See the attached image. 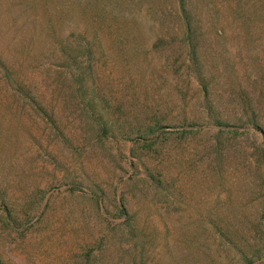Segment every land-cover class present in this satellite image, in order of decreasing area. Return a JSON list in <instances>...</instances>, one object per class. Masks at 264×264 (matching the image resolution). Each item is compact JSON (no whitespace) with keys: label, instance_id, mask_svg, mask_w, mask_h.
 <instances>
[{"label":"rangeland","instance_id":"obj_1","mask_svg":"<svg viewBox=\"0 0 264 264\" xmlns=\"http://www.w3.org/2000/svg\"><path fill=\"white\" fill-rule=\"evenodd\" d=\"M188 3L197 62L177 0H0L1 43L18 35L8 55L39 85L63 130L62 137L48 117L12 98L0 105V202L14 219L0 206V264H248L244 255L257 257L264 0ZM80 35L96 45L94 84L120 126H156L154 140L87 129L69 97L70 71L46 60L57 51L53 42L85 41ZM250 263L264 264V256Z\"/></svg>","mask_w":264,"mask_h":264},{"label":"trees","instance_id":"obj_2","mask_svg":"<svg viewBox=\"0 0 264 264\" xmlns=\"http://www.w3.org/2000/svg\"><path fill=\"white\" fill-rule=\"evenodd\" d=\"M177 7L179 17L183 19V27L185 28L188 47L190 49V60L191 62H197V46L192 38L194 32L198 30V27H195L193 24L194 16L189 7L188 0H177ZM9 34L10 33H8V35ZM13 36V41H6L5 45H3L0 40V105L12 98L24 109L29 106L30 109L35 111L37 114L43 117H48L53 122L54 129L63 137V130L61 126L57 124L56 120L57 110L54 107H49L41 99V97H45L44 93L40 91L39 85L32 81L33 78L31 76L30 77L32 79L25 75V68L20 67L21 62L16 60L15 55H8V51L6 49L7 44H12L13 50L15 51H17V46H19V42L16 43L15 41V38L18 37V35ZM84 36L80 35V37L84 38L85 41L77 40L75 43L70 40L64 41L62 39L53 42L52 45L55 46V50L57 49V51L48 55L49 57H46V60L57 66H59V63L64 62L65 67L70 71L71 82H69V84L71 87V93H69V97H73L79 108H81L82 112L87 116L89 120L88 123H85L87 129L89 127L95 134H106L108 137H116L115 134H118L123 139L138 142H148L154 140L156 137L152 138L151 134L155 133L156 126L136 127L131 130H127L120 126L119 120L114 117L110 107L107 106L102 98L106 95L102 92H98L97 87L94 84V73L92 72L94 68L91 60L94 57L93 54L95 53L96 45L93 41L88 40ZM22 46L25 50L31 51L28 46ZM60 51L63 55H65V58L60 56ZM82 56L84 58L86 56V62ZM57 87L58 84L55 85V90H57ZM206 111L207 115L210 117L211 110L206 107ZM218 124L222 127L230 126V123L227 121H219ZM253 127L262 128L261 125L257 123H253ZM4 203V200L0 202L1 210L4 208V211L7 213V218L11 219L10 222L13 223L12 220L14 219L10 213V209L7 208L6 204L4 207ZM125 214L127 213L123 212L122 215L126 216ZM217 231L223 237L225 235L227 238L229 236L230 239L235 238V233L232 231H227L228 234L224 232V235L220 229L217 228ZM256 253L257 254L255 256L257 257L255 258L244 255V259L248 261V264H252L250 263L252 260L257 262V260L264 256V237L262 239L261 246L256 248Z\"/></svg>","mask_w":264,"mask_h":264}]
</instances>
